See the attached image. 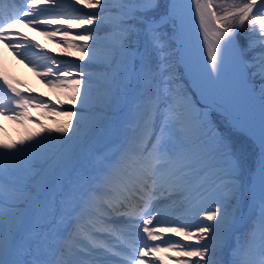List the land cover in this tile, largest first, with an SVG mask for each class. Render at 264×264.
<instances>
[{"label":"snow or ice","instance_id":"obj_1","mask_svg":"<svg viewBox=\"0 0 264 264\" xmlns=\"http://www.w3.org/2000/svg\"><path fill=\"white\" fill-rule=\"evenodd\" d=\"M189 11L207 84L223 85L211 98L191 80L203 109L177 71ZM0 43L56 96L0 71V117L26 129L0 142V264H264V0H0ZM241 96L260 101L258 136Z\"/></svg>","mask_w":264,"mask_h":264},{"label":"rangeland","instance_id":"obj_2","mask_svg":"<svg viewBox=\"0 0 264 264\" xmlns=\"http://www.w3.org/2000/svg\"><path fill=\"white\" fill-rule=\"evenodd\" d=\"M249 27V25H248ZM196 21L194 22V32H195V43L198 47V51H199V56H200V60L204 66V68H206L207 66V50H206V47L203 46V42H202V38H199L196 34ZM104 31L101 30L98 35H100L101 37L104 36ZM59 38V37H58ZM46 40H49L48 38L45 37ZM49 42H52L49 40ZM53 43V42H52ZM89 43H92L91 41ZM55 44V43H53ZM54 49H55V53H60V48L59 46H54ZM53 52V54H55ZM78 54L77 53H73V59H75V57L77 56ZM71 58V59H72ZM86 62V61H85ZM95 67V66H93ZM17 68L20 70H24V74L26 75V77L28 78L29 80V84L32 85V88L33 90L37 91V92H40L42 89L44 88H47V86L42 83L38 78H37V75L35 72H33L30 67L26 66L24 63L22 62H18V65H17ZM95 71L97 69L93 68ZM228 80V69L226 67L225 69V75H224V83H226ZM188 85H189V88L190 90L192 91V93H190V96L189 99L192 101V103L197 100L198 104H195L193 103L197 108H200V109H203L204 107V100L203 98L201 97L199 91L195 88L192 87L191 85V80L188 81ZM223 87V85L221 86V88ZM221 88H218L220 91H221ZM229 102L236 106L238 109H240L243 113L245 114H248V116L250 117H254V118H257L258 120H260V101L258 98H255V99H250V98H245V97H238L236 99H231L229 98ZM31 115L33 116H36V117H39V114L35 111H33L31 113ZM210 118L213 120L214 123H217L218 126H223L224 123H225V117L222 116L220 114L219 111H216L215 109H213L211 112H210ZM48 121V127H52L53 125L51 124V122L49 120ZM27 129L28 130H35V131H39V129L37 128V126L35 124H29L27 126ZM25 131L26 129H24L23 132H19L18 134V137L16 138H13L11 135L9 136L8 138V143L10 142H13V141H18L24 134H25ZM243 139V138H241ZM246 143V147L248 149V155H249V159L250 160H254V156L256 155V146L255 145H252L250 142H245ZM233 244H235L236 246V243L234 242ZM229 247H230V244H229ZM231 248V247H230ZM233 248V247H232ZM229 255L231 256L232 260H233V253L231 251H229Z\"/></svg>","mask_w":264,"mask_h":264},{"label":"bare ground","instance_id":"obj_3","mask_svg":"<svg viewBox=\"0 0 264 264\" xmlns=\"http://www.w3.org/2000/svg\"><path fill=\"white\" fill-rule=\"evenodd\" d=\"M186 7H187V0H186ZM84 11H89V10H84ZM92 11H95V10H92ZM14 27L20 33H24L23 34L24 36L29 37V38L33 37L44 48L51 49L52 52L55 53L54 46H58V45L57 44H53L52 42H49V40H46L45 36L39 34V32L33 31L31 28L25 26L24 24H17ZM55 54H57L58 58H62V57H59V55H58L59 52L55 53ZM14 59H15V56L13 55L12 51L9 48H7L4 44L0 43V62L1 63L7 62L5 64H9L11 66V68H14L15 67ZM66 59H70V58H66ZM76 62H79V61H76ZM189 62L191 64V72L190 73H186V74L192 79L193 78L197 79L196 76L199 75L198 74V70L196 68L195 61H194L193 57L190 54H189ZM81 63H86V62H81ZM86 71H95V70L93 68H89V69H86ZM20 72L23 75L24 70L20 69ZM195 73H196V75H195ZM204 87L207 88V90L210 93L211 97H214V98L217 97L215 92L212 91V89L208 86V84L204 85ZM41 93H44L45 95L51 97L53 100L56 99V96L53 94V90L48 88V87L42 89ZM236 113L239 116H241L243 119H246L247 121H249L252 124L253 129H254L255 133L257 134V136H258L259 135V129H260V120H258L257 118H254V117L250 118V117L246 116L245 114H242V113H240L238 111H236ZM0 129H3V130H0V142L8 143V138H9L10 135L13 138H16V137H18L19 132H23L25 128L19 127L18 125H15V124H13L10 121L5 120L3 117H0ZM224 255H225V252L223 254L219 255L217 257V259H219L220 261H223Z\"/></svg>","mask_w":264,"mask_h":264},{"label":"water","instance_id":"obj_4","mask_svg":"<svg viewBox=\"0 0 264 264\" xmlns=\"http://www.w3.org/2000/svg\"><path fill=\"white\" fill-rule=\"evenodd\" d=\"M192 19H193V14L191 13V11H189V24H190V29L192 32V40H191V43L189 44V54L195 60V65H196V68H197L198 74H199L196 77H197V79H199L201 81V84H203V86H204L207 84V80L205 79L204 69H203V67H202V65L198 59L197 48L193 42L194 41V31H193ZM195 75H196V73H195ZM212 91L215 92L216 96L218 95V91L216 89H212ZM211 98H214V97H211Z\"/></svg>","mask_w":264,"mask_h":264},{"label":"trees","instance_id":"obj_5","mask_svg":"<svg viewBox=\"0 0 264 264\" xmlns=\"http://www.w3.org/2000/svg\"><path fill=\"white\" fill-rule=\"evenodd\" d=\"M243 31H244V33H249V27H248V24H247V23L244 25ZM178 74H179L181 77L183 76V74L181 73V71H178ZM182 78H183V77H182ZM183 80H184V84H186V81H185L184 78H183Z\"/></svg>","mask_w":264,"mask_h":264}]
</instances>
